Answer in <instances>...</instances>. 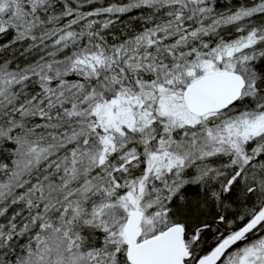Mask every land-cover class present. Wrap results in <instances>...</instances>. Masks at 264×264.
<instances>
[{"label": "snow or ice", "instance_id": "1", "mask_svg": "<svg viewBox=\"0 0 264 264\" xmlns=\"http://www.w3.org/2000/svg\"><path fill=\"white\" fill-rule=\"evenodd\" d=\"M0 264H264V0H0Z\"/></svg>", "mask_w": 264, "mask_h": 264}]
</instances>
